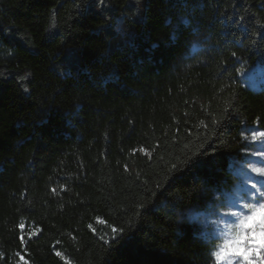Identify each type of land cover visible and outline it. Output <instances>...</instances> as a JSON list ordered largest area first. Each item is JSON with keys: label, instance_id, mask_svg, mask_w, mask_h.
<instances>
[{"label": "trees", "instance_id": "1", "mask_svg": "<svg viewBox=\"0 0 264 264\" xmlns=\"http://www.w3.org/2000/svg\"><path fill=\"white\" fill-rule=\"evenodd\" d=\"M255 64L264 0H0V264H217Z\"/></svg>", "mask_w": 264, "mask_h": 264}, {"label": "snow or ice", "instance_id": "2", "mask_svg": "<svg viewBox=\"0 0 264 264\" xmlns=\"http://www.w3.org/2000/svg\"><path fill=\"white\" fill-rule=\"evenodd\" d=\"M185 23L187 22L185 21ZM250 139L253 141L264 140V131H253ZM255 155L264 157V152H257ZM261 162L264 163V161ZM248 167L251 173L258 175L253 176L242 167L239 168L236 173L239 187L229 197L221 201L224 208L239 210L223 214L229 219L238 215L239 223L234 226V229L230 223L225 225L229 230L230 238L224 239L223 244L218 246V250L211 253L217 264L224 261H227V264H264V202H260L261 199H264V191L260 190L264 188V167H255L254 165ZM249 200L256 202H245ZM244 210H248L247 214H244ZM20 228H24L23 222H21ZM112 231L115 235L123 230L113 228ZM32 234L30 232L29 236ZM210 238L218 239L219 233L213 229ZM57 255L60 253L58 252ZM20 259L23 261L24 257L21 256ZM25 264H27L26 261Z\"/></svg>", "mask_w": 264, "mask_h": 264}, {"label": "rangeland", "instance_id": "3", "mask_svg": "<svg viewBox=\"0 0 264 264\" xmlns=\"http://www.w3.org/2000/svg\"><path fill=\"white\" fill-rule=\"evenodd\" d=\"M240 78L242 83L254 90H264V64H255L253 66H250L248 68L243 69L240 72ZM255 143L253 145H250L248 148L247 153L243 156L245 163H241L240 166L245 169L249 174L253 176H257L258 174L251 173V170L249 169V165H254L255 167H264V163L261 161H264V157H258L255 155L257 152H264V140L254 141ZM254 182V181H253ZM239 187L238 182L235 184V186L232 188L231 194L236 191V189ZM259 187V185H258ZM261 191H264V188L260 189ZM230 194V195H231ZM245 202H256L255 200H249ZM260 202H264V199H261ZM232 211H239L238 209H231L226 208L222 212V217L214 219L213 222L216 232L219 233V245L223 244L224 239L230 238L228 232V228L225 226L226 224H232L233 229L236 224L239 223V216L233 217L229 219L227 216L223 215L224 213H230ZM248 210H244V214H247ZM218 250V249H217ZM221 264H227V261L221 262Z\"/></svg>", "mask_w": 264, "mask_h": 264}]
</instances>
